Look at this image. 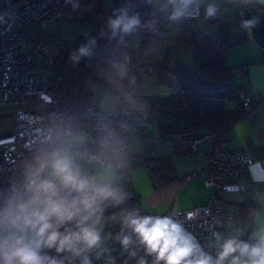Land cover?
<instances>
[{
  "label": "built area",
  "instance_id": "1",
  "mask_svg": "<svg viewBox=\"0 0 264 264\" xmlns=\"http://www.w3.org/2000/svg\"><path fill=\"white\" fill-rule=\"evenodd\" d=\"M125 9L129 15L138 13L141 25L152 22L154 27H140L131 35L117 32L114 55L119 64H124L127 68L126 75L122 79L118 77L126 93L120 96L117 108L106 110L102 107L95 82L87 75L99 50V40H96L92 48L93 54L88 57L83 73L70 93L65 95L60 89L65 80L56 70V61L70 42L58 28H49V24L54 23L56 26L61 21L63 1L0 0V111L4 108L15 110L13 129L0 134V189L8 188L18 179L21 162L35 145L32 128L47 117H62L90 134L94 133L89 125H94L101 119L112 121L117 127L125 126L131 135L140 133L149 123L150 108L147 98L154 95V92H148L147 87L157 83V71L161 67L152 61H139L130 51L136 37L141 41L147 34L154 33L163 39L164 30L155 22L157 0H152L151 3L148 0H126ZM202 14L201 5L199 15L176 20L184 25L176 54L182 49L189 31L200 22ZM167 15L171 16V6L167 8ZM176 63L178 62L173 58L164 59V72L175 82L173 89L178 85L173 69ZM88 88L91 90L89 103L85 107H79L78 96L83 89ZM170 90L164 89V92ZM241 98L247 111L255 106L250 96L241 95ZM29 101L30 104L34 102L36 108H27ZM161 142L169 145L175 152L199 153L206 160V164L200 166L192 176L202 177L204 183L213 188L210 203L190 209H172L162 215H171L174 220L182 223L203 251L215 259L226 237H240L244 233V224L239 210L233 205L232 195L244 193L252 187L248 166L254 158L246 149H229L226 133L204 131L190 136H164ZM201 144L206 145V149L199 152ZM157 158L156 151H146L139 154L138 164L153 172L157 168ZM122 183L131 196L133 190L129 170ZM120 233L121 224L107 243H102L100 249L87 254L91 264H139L141 258L147 264H153L154 257L148 256L138 243L134 242L125 250L116 239ZM125 234L131 235L133 241L136 240L130 229ZM133 251L135 256L131 255ZM44 252L57 258L67 255L57 254L54 249H45ZM64 264L69 262L65 260ZM72 264H80V258L72 261Z\"/></svg>",
  "mask_w": 264,
  "mask_h": 264
},
{
  "label": "clouds",
  "instance_id": "2",
  "mask_svg": "<svg viewBox=\"0 0 264 264\" xmlns=\"http://www.w3.org/2000/svg\"><path fill=\"white\" fill-rule=\"evenodd\" d=\"M149 3L152 0H148ZM204 0H167L172 20L199 15ZM264 4V0H259ZM109 27L131 35L141 25L138 13L117 10ZM217 6L205 7V19L216 18ZM256 19L245 20L243 28L254 27ZM95 39L79 46L70 59L90 57ZM122 79L127 68L115 64ZM117 92L123 93L119 79L109 77ZM127 98V97H126ZM94 134L59 116L41 120L32 128L35 145L22 160L18 179L0 189V264H91L88 253L102 246V231L109 222H119L117 235L127 250L134 242L143 246L153 264H264V226L253 234L256 243L237 238L224 240L215 259L205 253L195 237L171 215H141L137 209H122L106 216L110 208H119L129 194L122 187L132 163L135 139L128 129L112 121L98 120L89 125ZM248 174L255 183H264V161L253 160ZM130 229L131 235L125 234ZM219 239V236H217ZM67 254L57 258L44 250ZM135 252L131 253L135 256ZM99 256V253H97ZM139 264H147L144 258Z\"/></svg>",
  "mask_w": 264,
  "mask_h": 264
},
{
  "label": "trees",
  "instance_id": "3",
  "mask_svg": "<svg viewBox=\"0 0 264 264\" xmlns=\"http://www.w3.org/2000/svg\"><path fill=\"white\" fill-rule=\"evenodd\" d=\"M62 1V20L88 25L90 31L71 40L69 46L57 59L56 70L65 80L60 89L65 95H68L74 84L66 77L71 74L80 76L83 73L84 68L78 66L77 61H72L70 56L80 45L86 44L89 38L95 39V41L99 40V50L88 68L87 75L94 82L108 84L115 88L109 79L111 76L104 72V68L114 54L116 37L109 27V19L116 18L117 10L125 9L126 0ZM238 5L240 22L244 21L245 11L261 9L252 0H239ZM231 28L232 24L228 21L223 28H218L210 33L196 34L190 44L192 62L181 61L173 67L178 82L177 90L169 95L148 96L149 119L156 121L158 129L163 135L181 137L204 131L227 134L228 130L248 112L243 105L241 95L250 96L256 105L257 100L253 95L247 93L243 86L235 82L234 68L229 65L226 58L228 48L245 40L244 36L232 40ZM65 83H67L66 87ZM90 91L88 88L80 92L77 100L79 107H85L89 103ZM125 93V87L123 93L118 92L120 96ZM195 101H199L198 103L201 104L195 107V104L193 105ZM230 105L232 106L230 107ZM138 158L139 155L132 156L130 167L138 165ZM167 169L165 163L158 162L155 171H167ZM148 171L154 178L155 171ZM122 187L127 192L125 184L122 183ZM122 209L129 211L137 209L140 214H143L140 199L134 191L119 208L108 209L106 216ZM241 217L244 224V239L250 244L256 243L249 234L250 219L243 215ZM119 224V222L109 221L105 226L110 233H114Z\"/></svg>",
  "mask_w": 264,
  "mask_h": 264
},
{
  "label": "crops",
  "instance_id": "4",
  "mask_svg": "<svg viewBox=\"0 0 264 264\" xmlns=\"http://www.w3.org/2000/svg\"><path fill=\"white\" fill-rule=\"evenodd\" d=\"M209 1L210 5L217 6V9L223 13L226 19L228 18L227 13L229 9L232 6H237V8L239 6V0ZM252 1H255L264 11V4L259 3V0ZM155 22L164 30L165 36L166 27L164 25L163 28L158 22L157 10ZM173 23L177 26V39L173 42L170 54L167 55L164 50L161 59L166 57L168 59L173 58L177 62L184 61L191 63L190 44L192 38L198 34L200 22L189 31L183 41L184 44H182L181 52L177 54L175 53L176 47L181 38L184 25L176 20H173ZM231 24L233 27L234 24ZM240 26L233 35L238 37L244 36L245 40L228 48L226 58L229 65L234 68L233 75L235 82L243 86L247 93L252 94L257 103L240 121L228 130L227 147L229 149H246L250 151L254 160L264 161V48L253 40L250 28H243L242 24ZM49 28H58L69 40H74L77 36L87 34L90 31L88 25H79L74 21H60L56 26L54 23H50ZM149 34L154 35V33ZM147 36L139 45L137 44V42L139 43L137 37L134 42V44H137V59L140 61L147 60V54L142 55L141 53V47L147 40ZM70 37L73 38L70 39ZM115 61L119 64L118 58L113 55L104 68V72L111 77L119 79L114 68ZM242 69L245 70L242 71ZM167 86V81L164 79V88ZM95 87L101 97L103 109L109 110L118 107L120 95L114 87L97 82H95ZM195 102L198 103L199 101ZM133 136L135 139L132 141L134 148L131 156H137L143 152L153 150L158 155L157 163H165L168 168L167 171H155L154 178H152L148 169L143 165L138 164L129 168L130 186L140 199L143 214H164L170 212L172 209H190L210 203L213 188L208 187L202 177L192 176L200 166L206 164V160L199 153L175 152L169 145L162 143L161 139L165 135L160 133L155 120H150L140 133ZM205 149L206 145L201 144L199 146V152ZM249 181L253 184L250 190L244 193H234L232 197L234 199L233 205L239 210L240 215L250 219L249 234L252 240L256 241L253 238V234L264 226V183H255L250 176ZM244 233L242 236H236L235 238L246 242ZM107 235L105 242L110 240L112 233L109 232ZM229 238L233 237H226L225 240Z\"/></svg>",
  "mask_w": 264,
  "mask_h": 264
},
{
  "label": "rangeland",
  "instance_id": "5",
  "mask_svg": "<svg viewBox=\"0 0 264 264\" xmlns=\"http://www.w3.org/2000/svg\"><path fill=\"white\" fill-rule=\"evenodd\" d=\"M167 0H157L158 4V9H157V20L158 22L163 26L165 25L166 33L165 36H163V40L159 38V36L156 34H149L147 36V40L143 43L141 47V53L142 55L147 54V60L141 61V62H149L152 61L158 65H160L161 69L157 71V83L147 87L148 92H154V94L158 95H169L170 93L174 92L177 90L178 85H176V89H173V82L172 79H170L164 72L166 67H164V59H161L163 56L164 50L166 51L167 55L170 54L172 48H173V42L177 39V34H176V24L173 23V20L170 19V17L167 15V8H163L162 5L166 4ZM207 5H210L209 0H204V3L202 4L203 7V17L202 20L200 21V27L198 30V34L202 33H210L218 28H223L226 26V22L219 21L214 25L209 24L208 19H205V7ZM126 7V5H125ZM239 9L237 6H232L229 9L228 14V20L234 24V26L231 28L232 33L234 34L235 31L237 32L238 27L240 28V24H242L239 21V16H238ZM61 21H63L61 19ZM80 25V24H79ZM82 25V24H81ZM196 27V26H195ZM162 29V28H161ZM163 30V29H162ZM240 31V30H239ZM239 35V34H238ZM66 38V37H65ZM73 37H70L72 39ZM238 36L233 35L232 40L237 39ZM67 39V38H66ZM146 39V38H145ZM145 39L137 42V44H141L142 41ZM69 42L71 40L67 39ZM186 41V40H185ZM137 44L135 43L132 50L130 53H132V56H137ZM184 44V42H183ZM181 52V50H180ZM114 55V54H113ZM161 59V60H160ZM139 60V59H138ZM140 61V60H139ZM114 64H118L116 61ZM82 75V74H81ZM80 75V76H81ZM78 75L76 74H71L66 77L67 80H69L71 83L75 85V82L79 79ZM164 79H166L168 86L164 88ZM177 82V81H176ZM178 84V82H177ZM171 89L168 92H164V89ZM195 104V107H198L201 103L193 102V105ZM27 108H36L35 103L30 101L27 104ZM15 110L13 108H4L0 111V134L7 133L11 131L14 127V119H15ZM145 167V166H144ZM109 231L107 230L106 226L104 227L101 235H102V243L105 244L106 237L108 236L107 234Z\"/></svg>",
  "mask_w": 264,
  "mask_h": 264
},
{
  "label": "water",
  "instance_id": "6",
  "mask_svg": "<svg viewBox=\"0 0 264 264\" xmlns=\"http://www.w3.org/2000/svg\"><path fill=\"white\" fill-rule=\"evenodd\" d=\"M243 19L244 21L249 19L257 20L255 26L250 28L251 36L258 45L264 48V11L261 9L245 11ZM208 21L209 24L214 25L219 21L228 22L229 20L224 17L223 13L219 9H217L216 18H209ZM87 59L88 57H81L79 61H77V65L85 67Z\"/></svg>",
  "mask_w": 264,
  "mask_h": 264
}]
</instances>
